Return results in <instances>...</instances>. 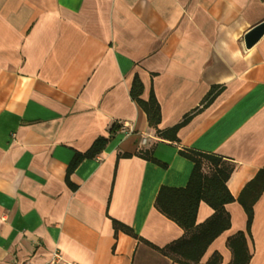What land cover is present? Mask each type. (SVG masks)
Returning <instances> with one entry per match:
<instances>
[{
	"label": "crops",
	"instance_id": "obj_1",
	"mask_svg": "<svg viewBox=\"0 0 264 264\" xmlns=\"http://www.w3.org/2000/svg\"><path fill=\"white\" fill-rule=\"evenodd\" d=\"M263 21L264 0H0V264L54 251L72 264H180L157 249L186 233L155 206L163 186L190 182L180 149L237 165L236 199L264 169V35L245 43ZM136 76L161 105L160 129L193 114L180 145L161 140L131 99ZM213 87L223 90L202 109ZM111 134L72 189L75 154ZM152 147L166 168L140 156ZM226 210L231 227L201 264L216 253L231 264L227 242L247 232L244 207ZM213 214L202 202L197 225ZM250 233L249 264H264V192Z\"/></svg>",
	"mask_w": 264,
	"mask_h": 264
},
{
	"label": "trees",
	"instance_id": "obj_2",
	"mask_svg": "<svg viewBox=\"0 0 264 264\" xmlns=\"http://www.w3.org/2000/svg\"><path fill=\"white\" fill-rule=\"evenodd\" d=\"M222 90V87H213L205 97L202 109L210 106ZM143 95L144 85L136 76L130 91L131 99L146 113L150 127L156 131L161 140L180 145L179 132L191 121L193 114L186 115L177 125L162 130L160 129L162 109L154 91H151L147 100L143 98ZM116 128H120L119 125ZM112 138L113 134L109 137H100L87 152L75 154L66 176L67 183L72 189H77L70 180L74 171L84 160L99 156ZM154 148L141 151L139 154L148 161L166 168L167 164L153 157ZM180 155L194 163L190 182L184 188L163 186L157 195L155 206L163 215L182 227L186 234L165 248L157 250L180 264H201L210 245L231 227V216L226 210V206L238 201L248 216L247 232H239L230 237L227 245L233 255L231 264H249L252 253L248 244V235H251L255 203L264 192V169L236 199L228 188V182L236 172L237 165L219 155L202 153L187 148H181ZM122 156L129 157L130 155ZM202 202L208 204L214 210V214L205 223L197 225V213ZM114 226L118 230L123 225L114 221ZM127 233L136 237L130 228L127 229ZM221 260V256L216 253L207 264H221Z\"/></svg>",
	"mask_w": 264,
	"mask_h": 264
},
{
	"label": "built area",
	"instance_id": "obj_3",
	"mask_svg": "<svg viewBox=\"0 0 264 264\" xmlns=\"http://www.w3.org/2000/svg\"><path fill=\"white\" fill-rule=\"evenodd\" d=\"M126 128H127V123H122L121 129L123 130ZM142 143L146 144L145 138L142 140ZM19 264H72V263H69L64 258V255L60 251H54L51 259H49L47 261L39 262V261L26 260V261H23Z\"/></svg>",
	"mask_w": 264,
	"mask_h": 264
},
{
	"label": "water",
	"instance_id": "obj_4",
	"mask_svg": "<svg viewBox=\"0 0 264 264\" xmlns=\"http://www.w3.org/2000/svg\"><path fill=\"white\" fill-rule=\"evenodd\" d=\"M264 35V21L256 25L246 36L245 43L248 49L252 48Z\"/></svg>",
	"mask_w": 264,
	"mask_h": 264
}]
</instances>
